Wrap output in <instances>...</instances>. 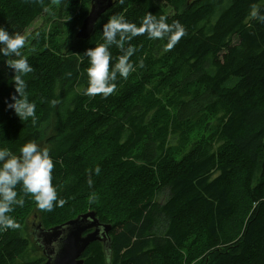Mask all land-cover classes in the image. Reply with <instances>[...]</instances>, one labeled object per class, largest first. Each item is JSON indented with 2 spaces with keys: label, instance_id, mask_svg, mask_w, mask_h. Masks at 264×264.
Returning a JSON list of instances; mask_svg holds the SVG:
<instances>
[{
  "label": "trees",
  "instance_id": "obj_1",
  "mask_svg": "<svg viewBox=\"0 0 264 264\" xmlns=\"http://www.w3.org/2000/svg\"><path fill=\"white\" fill-rule=\"evenodd\" d=\"M53 4V26L21 50L33 69L24 80L34 119L21 121L7 107L16 94L7 62L16 57L0 53V148L17 157L28 142L47 150L63 202L50 219L27 206L33 220L26 215L24 225L37 219L49 228L95 210L112 224V257L95 241L85 264H191L200 256L194 264H264V23L251 16L253 6L264 11L262 0H115L89 39L76 34L91 0H0V27L22 35ZM149 14L179 23L186 35L167 52L166 37L147 33L111 45L110 70L129 47L135 70L126 80L117 73L110 96L85 95L84 53L104 43V24L122 16L140 26ZM152 72L150 83L160 80L148 93ZM159 191L168 194L164 204L155 200ZM31 233L0 228V264L44 262L41 255L20 262Z\"/></svg>",
  "mask_w": 264,
  "mask_h": 264
},
{
  "label": "clouds",
  "instance_id": "obj_2",
  "mask_svg": "<svg viewBox=\"0 0 264 264\" xmlns=\"http://www.w3.org/2000/svg\"><path fill=\"white\" fill-rule=\"evenodd\" d=\"M123 4L124 0H117ZM264 3V0H262ZM251 16L264 23V11L253 6ZM148 34L152 40H162L166 37L167 44L163 49L165 52L171 51L186 35L184 27L179 23L169 25L166 18L161 17L157 21L151 14L146 16L140 26L130 23L122 16H113L103 26L104 43L94 48L86 50L84 55L89 60L87 68L88 87L84 89V94L88 96L108 97L116 91L117 73L123 79H127L134 66L129 62V58L136 51L129 47L126 53L120 57L118 63L110 70L112 55L110 46L116 44L121 46L125 39H131ZM119 35L120 39L117 40ZM26 37L21 34H12L3 27H0V53L8 57L15 56V59L8 60L14 75L15 92L11 96V103L7 107L13 109L21 121L35 118L36 106L29 101L26 95L27 84L24 76L33 71L27 58L22 54V49L26 45ZM55 165L47 150H42L35 142L25 143L20 148V155H13L7 148L0 149V228H16L18 225L8 214L14 209V205L23 206L24 200L18 199L15 190L17 185L22 184L26 194H31L39 208L51 211L54 202L58 201L56 188L52 183V171ZM99 174L100 169H95ZM91 183V181H90Z\"/></svg>",
  "mask_w": 264,
  "mask_h": 264
},
{
  "label": "water",
  "instance_id": "obj_3",
  "mask_svg": "<svg viewBox=\"0 0 264 264\" xmlns=\"http://www.w3.org/2000/svg\"><path fill=\"white\" fill-rule=\"evenodd\" d=\"M114 3L115 0H91L89 13L79 27L76 37H92L97 22ZM111 229L112 224L101 222L97 212L90 210L49 228L43 227L42 222H39L32 235L46 257L42 264H85L83 254L95 241L104 244L106 259L111 261Z\"/></svg>",
  "mask_w": 264,
  "mask_h": 264
},
{
  "label": "rangeland",
  "instance_id": "obj_4",
  "mask_svg": "<svg viewBox=\"0 0 264 264\" xmlns=\"http://www.w3.org/2000/svg\"><path fill=\"white\" fill-rule=\"evenodd\" d=\"M159 2V1H158ZM57 8H58V5L57 4H53L52 5V8H50V9H48V10H46L40 17H38L26 30H25V32L22 34V35H24L27 39H26V44H27V42L29 41V38H33L34 36H36V34H37V30H39L40 28H42V27H45V26H48V28L50 27H52L53 26V24H54V20L57 18V14H56V12H57ZM170 12H171V9H168ZM238 42V39H237V37H235L234 38V41H233V43H237ZM149 75H148V79H147V81H145L144 82V86L146 87V90L148 91V93L151 91V85L153 84V83H157V82H159V80H160V77H156V78H154L153 80H152V83H150V81H151V79L155 76L154 74L155 73H148ZM134 81H135V79H134ZM59 85H58V92H55V94L57 95V97L56 98H58L59 97V94H60V92H59ZM193 88H195V87H192V89ZM169 89V88H168ZM156 95V94H155ZM164 102H166L165 101V99H162ZM165 105L167 106V104L165 103ZM53 107H55V109H54V113H53V123L55 122V120L56 119H58V101L56 100V99H54L53 100ZM170 112H172V109H170ZM170 114H172V113H170ZM195 119H197V117H195ZM211 127H215V122H216V120L215 119H211ZM89 136V134H87L86 136H85V138H87ZM196 139H198V138H196ZM199 140V139H198ZM191 142V141H190ZM193 142V141H192ZM174 145H178L177 144V142L176 143H174L173 144V142H170L169 144H168V146H169V148L171 149L170 150V152H168V154H172L173 153V155L175 156L176 155V152H177V149H176V147L174 146ZM190 146H188V148H189ZM0 149H2V148H0ZM59 165H61V166H63V167H65L66 166V164L64 163V164H59ZM237 175H238V173H237ZM52 179H54V177L52 178ZM23 186L22 185H17V187H16V191H17V193H18V196H17V198L18 199H23L24 200V204H23V206H19V205H14L13 206V211L11 212V213H9L8 215L9 216H11L13 219H14V221H15V223L18 225V227H16L15 229H19V232H22L23 234H27V233H30V231L32 232L33 231V229H34V227L37 225V223H38V220L36 219V221H35V223L36 224H33V225H30L29 227L27 226H25L24 225V222H25V220H26V218L27 217H29V218H31V220H33V216H29V214H27L28 213V210H26L28 207L27 206H29V205H31V206H33L34 205V207L35 206H38V204L36 203V201H35V198L31 195V194H28L27 196H26V194H24V192H23ZM56 188H57V186H56ZM57 198H58V196H57ZM155 200L157 201V202H159V203H161V204H164L165 202H166V200H168V194L166 193V192H163V191H159V193L156 195V197H155ZM58 205V202H54V205H53V208H55L56 206ZM52 208V209H53ZM90 208H88L87 210H86V212L87 211H90L89 210ZM39 212H41L42 214H43V217H45V218H47V219H50V211H47V210H43L42 211V209H39ZM85 213V212H84ZM27 215V217L25 218V216ZM24 218H25V220H24ZM23 220H24V222H23ZM23 222V223H22ZM166 228H167V223L164 221H161V222H159V227H158V229L160 230V233H164L165 232V230H166ZM224 230H225V227H224ZM159 232V231H158ZM222 234V233H221ZM31 235H32V233H31ZM195 241V237H193L192 238V242H194ZM198 245H202V242L201 241H197L196 242ZM198 250H196V245H195V243H192V248H191V250L188 252V253H192V254H195L196 252H197ZM43 256V254H42V252H41V249L37 246V244L35 243V240H34V237H33V235H32V243H31V247H30V249L26 252V254L22 257V258H20V262H26V261H34V260H36L39 256ZM201 257V256H200ZM200 257L199 258H197L196 260H194L191 264H194V263H196V262H198L199 261V259H200Z\"/></svg>",
  "mask_w": 264,
  "mask_h": 264
},
{
  "label": "flooded vegetation",
  "instance_id": "obj_5",
  "mask_svg": "<svg viewBox=\"0 0 264 264\" xmlns=\"http://www.w3.org/2000/svg\"><path fill=\"white\" fill-rule=\"evenodd\" d=\"M37 245H38V244H37ZM38 247L41 249V247H40L39 245H38ZM41 252H42L43 256L45 257V255H44V253H43V250H42V249H41ZM45 261H46V257H45ZM45 261H44V262H45ZM44 262H42V263H44ZM42 263H41V264H42Z\"/></svg>",
  "mask_w": 264,
  "mask_h": 264
}]
</instances>
